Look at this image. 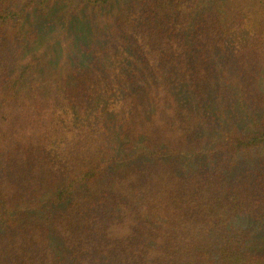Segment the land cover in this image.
I'll use <instances>...</instances> for the list:
<instances>
[{
    "label": "trees",
    "instance_id": "trees-1",
    "mask_svg": "<svg viewBox=\"0 0 264 264\" xmlns=\"http://www.w3.org/2000/svg\"><path fill=\"white\" fill-rule=\"evenodd\" d=\"M55 2L88 20L71 75L34 60L10 79L21 23ZM197 2L0 0V264H264L243 246L264 241V116L219 143L205 96L235 53L264 111V33L255 14L192 22Z\"/></svg>",
    "mask_w": 264,
    "mask_h": 264
},
{
    "label": "rangeland",
    "instance_id": "rangeland-1",
    "mask_svg": "<svg viewBox=\"0 0 264 264\" xmlns=\"http://www.w3.org/2000/svg\"><path fill=\"white\" fill-rule=\"evenodd\" d=\"M209 11L219 15L223 20L224 29L227 30L237 23V18L250 21L255 14L258 18L254 24L255 31L264 33V0H198L192 22L199 15ZM65 12L66 5L63 2L52 3L41 10H30L28 16L21 23V29L32 40L21 63L10 75V79L17 75L21 67L34 60L39 61L38 69L40 71L42 68H49L52 80L58 82L60 86L71 75L76 46L86 33L88 20H85L84 15L78 14L73 21L66 24L63 22ZM228 55L230 57L225 55L222 64L216 66L212 61L206 69L210 75V87L214 85L213 81L217 79L226 89L220 94L218 91L214 94L215 89L213 92L205 94L209 99L211 95L212 97L215 96L214 101H212L214 113H210V128L215 136L213 140L219 141V143L228 141L234 134L252 129L257 122L262 121L264 116V111L255 107L257 105L253 104L248 97V86L253 84L251 78L245 73L238 77L234 71L237 68L238 54ZM241 55L242 60H247L246 54ZM250 59L253 58L250 57ZM243 96L249 101V104L245 102ZM252 225L253 221L236 220L233 222L232 228L241 227L242 230L246 229L250 233ZM243 246L246 251H263L264 241L261 236L252 234L243 242Z\"/></svg>",
    "mask_w": 264,
    "mask_h": 264
}]
</instances>
